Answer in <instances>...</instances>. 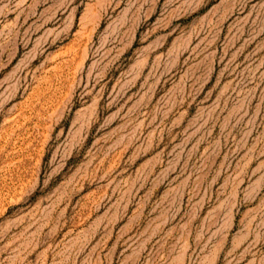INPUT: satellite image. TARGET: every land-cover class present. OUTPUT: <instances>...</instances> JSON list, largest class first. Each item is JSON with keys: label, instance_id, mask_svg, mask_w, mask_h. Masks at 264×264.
Masks as SVG:
<instances>
[{"label": "rangeland", "instance_id": "obj_1", "mask_svg": "<svg viewBox=\"0 0 264 264\" xmlns=\"http://www.w3.org/2000/svg\"><path fill=\"white\" fill-rule=\"evenodd\" d=\"M0 264H264V0H0Z\"/></svg>", "mask_w": 264, "mask_h": 264}]
</instances>
